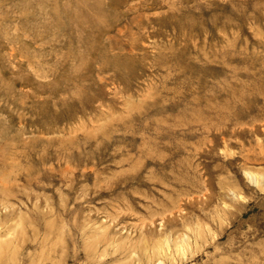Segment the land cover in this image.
Returning a JSON list of instances; mask_svg holds the SVG:
<instances>
[{
    "label": "rangeland",
    "instance_id": "1",
    "mask_svg": "<svg viewBox=\"0 0 264 264\" xmlns=\"http://www.w3.org/2000/svg\"><path fill=\"white\" fill-rule=\"evenodd\" d=\"M0 264H264V0H0Z\"/></svg>",
    "mask_w": 264,
    "mask_h": 264
},
{
    "label": "bare ground",
    "instance_id": "2",
    "mask_svg": "<svg viewBox=\"0 0 264 264\" xmlns=\"http://www.w3.org/2000/svg\"><path fill=\"white\" fill-rule=\"evenodd\" d=\"M263 177V176H262Z\"/></svg>",
    "mask_w": 264,
    "mask_h": 264
}]
</instances>
